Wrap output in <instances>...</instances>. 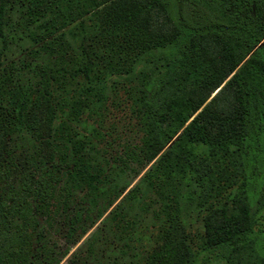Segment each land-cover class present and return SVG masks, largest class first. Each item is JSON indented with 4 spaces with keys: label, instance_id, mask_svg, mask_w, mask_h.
Wrapping results in <instances>:
<instances>
[{
    "label": "trees",
    "instance_id": "obj_1",
    "mask_svg": "<svg viewBox=\"0 0 264 264\" xmlns=\"http://www.w3.org/2000/svg\"><path fill=\"white\" fill-rule=\"evenodd\" d=\"M93 227L66 264H264V0H0V264Z\"/></svg>",
    "mask_w": 264,
    "mask_h": 264
},
{
    "label": "rangeland",
    "instance_id": "obj_2",
    "mask_svg": "<svg viewBox=\"0 0 264 264\" xmlns=\"http://www.w3.org/2000/svg\"><path fill=\"white\" fill-rule=\"evenodd\" d=\"M120 120V119H119ZM120 135H122V134H120ZM134 137V136H133ZM99 224V222H97V224L96 225H98ZM95 225V226H96ZM94 226V227H95ZM94 227L92 228V229H90V231L84 236V237H82L79 241H78V243L76 244V245H74V246H72L71 247V249H70V253H69V255H67L63 260H62V262L60 263V264H66V262L68 261V259H69V256L79 247V245L80 244H82L83 242H84V240H85V238L92 232V230L94 229Z\"/></svg>",
    "mask_w": 264,
    "mask_h": 264
}]
</instances>
